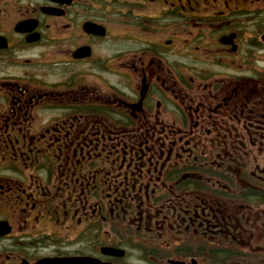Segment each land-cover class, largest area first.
<instances>
[{"label": "flooded vegetation", "instance_id": "af4514ba", "mask_svg": "<svg viewBox=\"0 0 264 264\" xmlns=\"http://www.w3.org/2000/svg\"><path fill=\"white\" fill-rule=\"evenodd\" d=\"M66 261L264 264V0H0V264Z\"/></svg>", "mask_w": 264, "mask_h": 264}, {"label": "water", "instance_id": "95a60500", "mask_svg": "<svg viewBox=\"0 0 264 264\" xmlns=\"http://www.w3.org/2000/svg\"><path fill=\"white\" fill-rule=\"evenodd\" d=\"M62 264H70L69 261L63 262Z\"/></svg>", "mask_w": 264, "mask_h": 264}, {"label": "trees", "instance_id": "16d2710c", "mask_svg": "<svg viewBox=\"0 0 264 264\" xmlns=\"http://www.w3.org/2000/svg\"><path fill=\"white\" fill-rule=\"evenodd\" d=\"M183 239V238H182ZM184 244V243H183ZM192 250V249H191Z\"/></svg>", "mask_w": 264, "mask_h": 264}]
</instances>
